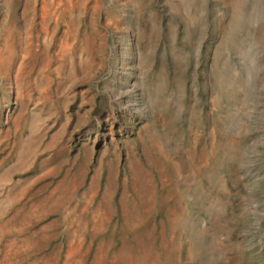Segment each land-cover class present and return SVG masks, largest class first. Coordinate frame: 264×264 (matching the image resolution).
I'll list each match as a JSON object with an SVG mask.
<instances>
[{
  "label": "rangeland",
  "instance_id": "1",
  "mask_svg": "<svg viewBox=\"0 0 264 264\" xmlns=\"http://www.w3.org/2000/svg\"><path fill=\"white\" fill-rule=\"evenodd\" d=\"M0 264H264V0H0Z\"/></svg>",
  "mask_w": 264,
  "mask_h": 264
},
{
  "label": "bare ground",
  "instance_id": "2",
  "mask_svg": "<svg viewBox=\"0 0 264 264\" xmlns=\"http://www.w3.org/2000/svg\"><path fill=\"white\" fill-rule=\"evenodd\" d=\"M109 203V202H108ZM117 255H115L114 257H116Z\"/></svg>",
  "mask_w": 264,
  "mask_h": 264
}]
</instances>
